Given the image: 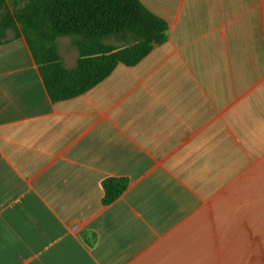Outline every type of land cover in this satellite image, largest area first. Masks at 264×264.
Masks as SVG:
<instances>
[{"label":"crops","instance_id":"0c3cea01","mask_svg":"<svg viewBox=\"0 0 264 264\" xmlns=\"http://www.w3.org/2000/svg\"><path fill=\"white\" fill-rule=\"evenodd\" d=\"M140 2L165 41L73 99L0 44V264H264V0Z\"/></svg>","mask_w":264,"mask_h":264},{"label":"trees","instance_id":"16d2710c","mask_svg":"<svg viewBox=\"0 0 264 264\" xmlns=\"http://www.w3.org/2000/svg\"><path fill=\"white\" fill-rule=\"evenodd\" d=\"M167 28L140 0H0V44L8 31L19 32L52 102L84 94L118 64L135 65L165 41ZM62 37L77 50L73 68L62 63L57 47ZM127 185L124 179H105L103 204Z\"/></svg>","mask_w":264,"mask_h":264},{"label":"rangeland","instance_id":"374dc122","mask_svg":"<svg viewBox=\"0 0 264 264\" xmlns=\"http://www.w3.org/2000/svg\"><path fill=\"white\" fill-rule=\"evenodd\" d=\"M66 41H67L66 43L61 42V44H60V47L62 50H65L68 47V40H66ZM108 42L112 43V44H116V45L121 44L119 41L114 40V39H110V40H108Z\"/></svg>","mask_w":264,"mask_h":264}]
</instances>
